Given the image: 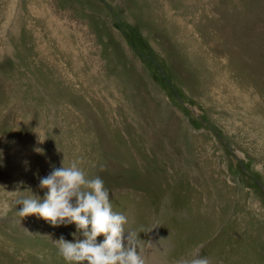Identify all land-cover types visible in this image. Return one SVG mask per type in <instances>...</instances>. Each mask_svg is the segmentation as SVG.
<instances>
[{
    "label": "rangeland",
    "instance_id": "1",
    "mask_svg": "<svg viewBox=\"0 0 264 264\" xmlns=\"http://www.w3.org/2000/svg\"><path fill=\"white\" fill-rule=\"evenodd\" d=\"M62 161L146 264H264V0H0V264H69L17 204Z\"/></svg>",
    "mask_w": 264,
    "mask_h": 264
},
{
    "label": "clouds",
    "instance_id": "2",
    "mask_svg": "<svg viewBox=\"0 0 264 264\" xmlns=\"http://www.w3.org/2000/svg\"><path fill=\"white\" fill-rule=\"evenodd\" d=\"M38 139L40 143L45 140L40 134ZM36 151L43 152L40 148ZM62 165L40 178L39 187L47 189L43 200L33 195L17 201L22 205L19 217L37 215L54 227L75 223L84 239L57 240L58 252L69 264H146L138 235L126 231L127 217L113 211L104 181L98 176L89 178L77 161L67 167L62 161ZM100 235L105 239L98 243ZM178 264H209V261L200 257L197 248Z\"/></svg>",
    "mask_w": 264,
    "mask_h": 264
}]
</instances>
